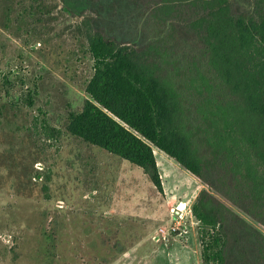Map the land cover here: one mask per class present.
<instances>
[{"label": "trees", "instance_id": "trees-1", "mask_svg": "<svg viewBox=\"0 0 264 264\" xmlns=\"http://www.w3.org/2000/svg\"><path fill=\"white\" fill-rule=\"evenodd\" d=\"M76 4L94 73L68 133L161 193L154 151L168 155L207 187L192 206L203 264H264V0Z\"/></svg>", "mask_w": 264, "mask_h": 264}, {"label": "rangeland", "instance_id": "rangeland-1", "mask_svg": "<svg viewBox=\"0 0 264 264\" xmlns=\"http://www.w3.org/2000/svg\"><path fill=\"white\" fill-rule=\"evenodd\" d=\"M88 12L76 0H0V264H203L201 181L155 149L161 193L67 131L94 73Z\"/></svg>", "mask_w": 264, "mask_h": 264}, {"label": "crops", "instance_id": "crops-1", "mask_svg": "<svg viewBox=\"0 0 264 264\" xmlns=\"http://www.w3.org/2000/svg\"><path fill=\"white\" fill-rule=\"evenodd\" d=\"M154 153H155V151H154Z\"/></svg>", "mask_w": 264, "mask_h": 264}]
</instances>
